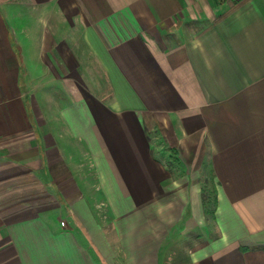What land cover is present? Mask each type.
Listing matches in <instances>:
<instances>
[{"label":"crops","instance_id":"crops-1","mask_svg":"<svg viewBox=\"0 0 264 264\" xmlns=\"http://www.w3.org/2000/svg\"><path fill=\"white\" fill-rule=\"evenodd\" d=\"M0 264H264V0H0Z\"/></svg>","mask_w":264,"mask_h":264},{"label":"rangeland","instance_id":"rangeland-1","mask_svg":"<svg viewBox=\"0 0 264 264\" xmlns=\"http://www.w3.org/2000/svg\"><path fill=\"white\" fill-rule=\"evenodd\" d=\"M78 57L80 59V54L78 55ZM81 60H82V56H81ZM82 63H84V59L82 60ZM86 68L87 67H82V70H83L85 77H87V79L90 80L91 77L87 72L88 69H86ZM35 85H36V87L31 86V88L33 89V91H35L36 94L40 95V98L37 96V98H38L37 100H39V103H40V104H37V106L39 107V110H40L38 115L40 116V119L42 121H44L45 119L47 121H50L51 119H53L55 117L54 116V112L56 111L55 108L58 107V105H59V102H60L59 97H60V94L62 91H60L58 85L54 84V83H51V84H49V83H46V84L36 83ZM39 89H40V91H39ZM41 110H43V111H41ZM159 134H160L159 130L154 131V136H156V137H153V140H155V145L158 144L160 146V147L155 146V148H157V150L160 149L161 153L165 154V155L166 154L167 155L174 154L173 149L171 147L167 146L165 138L162 136L159 137ZM168 166H169V169L171 171H175L176 175L182 174L184 172V171H178L177 170V166H178L177 163H175V164L169 163ZM209 174H211L210 167L207 165L206 169H205V175L203 176V174H202L198 180L196 178V183L198 181L199 184H195V185H199V187H201L202 190H203V187L205 188L204 190L206 192L201 193V194H202V201L205 204V209L206 208L208 209L209 215H207V218L211 217V215L214 214L216 203H217V201H215V199L217 200V196L214 193L215 192V180L213 179V177L209 178ZM204 177H206V178H204ZM199 230H200V228L199 229L197 228V231H199ZM199 233H201V231H199ZM197 234L198 233H192L191 232V233H189V235H186V236L176 235L175 241L172 242L170 247H169L170 251H175L176 253L178 251H187L189 246H191L194 237H196ZM216 234H217L216 231H212V233H211L212 237L215 236Z\"/></svg>","mask_w":264,"mask_h":264},{"label":"built area","instance_id":"built-area-1","mask_svg":"<svg viewBox=\"0 0 264 264\" xmlns=\"http://www.w3.org/2000/svg\"><path fill=\"white\" fill-rule=\"evenodd\" d=\"M62 225H65V223H64V222H62Z\"/></svg>","mask_w":264,"mask_h":264},{"label":"trees","instance_id":"trees-1","mask_svg":"<svg viewBox=\"0 0 264 264\" xmlns=\"http://www.w3.org/2000/svg\"><path fill=\"white\" fill-rule=\"evenodd\" d=\"M215 192H216V189H215ZM215 192H214V193H215ZM215 195H216V194H215ZM215 201H217V200L215 199Z\"/></svg>","mask_w":264,"mask_h":264}]
</instances>
